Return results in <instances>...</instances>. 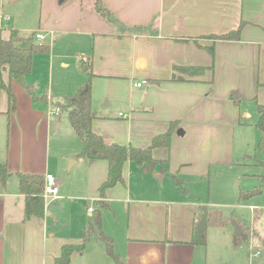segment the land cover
<instances>
[{
	"label": "crops",
	"instance_id": "1",
	"mask_svg": "<svg viewBox=\"0 0 264 264\" xmlns=\"http://www.w3.org/2000/svg\"><path fill=\"white\" fill-rule=\"evenodd\" d=\"M42 2L39 30L54 32L47 69L54 73L58 55L62 76L60 89L47 92L52 101L62 103L84 83L82 63L88 62L92 107L99 115L92 129L105 141L146 147L175 122L170 146L152 149L162 164L148 171L128 160L124 183L105 192L102 227L115 251L124 264H195L200 252L190 243L195 207L221 206L217 191L206 196L197 191V182L214 166L231 168L240 166L243 157L250 160L241 134L247 121L255 124L257 104H264V0H103L122 24L148 26L140 32L106 21L93 9V0ZM2 6L0 28L7 37L18 30L9 26ZM240 25L239 39L212 38ZM175 66L204 70L194 74ZM3 77L10 80L15 108L8 109L2 91L0 161L10 174L5 183L0 179V264H54L62 244L81 240L89 208L98 207L94 202L107 162L81 157L82 140L71 126L63 148L65 159H74L70 174L64 182L55 177L58 197L45 203L43 217L26 218L17 173L55 176L48 162L52 121L58 127L70 122L68 112L63 120L51 117L18 81L7 72ZM232 91L242 96L239 102L230 98ZM171 175L182 180L186 193L178 191ZM69 203L73 211L59 223L57 208ZM69 264L116 263L104 243L91 237L81 253H72Z\"/></svg>",
	"mask_w": 264,
	"mask_h": 264
},
{
	"label": "trees",
	"instance_id": "2",
	"mask_svg": "<svg viewBox=\"0 0 264 264\" xmlns=\"http://www.w3.org/2000/svg\"><path fill=\"white\" fill-rule=\"evenodd\" d=\"M93 9L101 15L109 23L116 26H125L130 31H143L148 26L136 25L129 26L122 24L113 13L105 6L103 0H93ZM240 28L230 30L220 35H212V38H220L227 40H235L240 37ZM32 36L27 37V45L22 44L23 37L19 32L11 30L7 37L2 35L0 28V94L4 91L7 94L8 109L15 108V95L13 93L10 80L5 81L3 74L7 72L9 79L13 78L18 81L26 91L32 96L33 102L39 107L44 108L48 102L47 87H37L25 82V77L32 71L33 56L37 52H47L49 44L37 43ZM212 49V48H211ZM213 51V50H212ZM82 68L86 74V80L81 84L72 95L64 96L63 102L57 105L61 109L68 112L69 122L75 134L82 140V148L79 153L81 157L87 159L88 162L97 160H105L107 162V176L99 185L98 192L100 198L94 203L98 206L91 211L88 216L87 223L84 226L81 240L76 243H64L61 246L60 254L55 257L54 264H69L71 255L74 252L81 253L88 240L93 237L95 240L101 241L105 245L107 255L115 261L116 264H124L114 249V243L111 236L105 233L102 227V214L100 208L107 207L108 203L104 199L105 192L108 188L118 183H124L122 174L123 165L126 161H133L138 165H144L148 171H153L158 164H162V160H157L152 156V149L158 146L169 147L171 142V134L175 128V122L171 124L169 129L153 137L151 143L146 147H136L133 145H124L116 142H107L104 138L93 131L92 121L99 117L92 107L91 102V79L92 71L90 64L82 63ZM177 70H190L192 73H200L204 69L199 66L191 67H174ZM177 79H181L177 77ZM230 98L234 102H239L242 96L238 91H232ZM258 118L255 126L264 132V104H257ZM243 157L242 159H244ZM264 166L263 161H259ZM9 170L6 163L0 161V179L6 182L9 176ZM18 188L20 193L24 195V214L26 218L36 217L42 218L44 215V199L43 177L39 174L17 173ZM173 184L180 193H186L188 190L183 185L181 179L175 175H171ZM260 190L255 188L252 190L241 191L239 199H247L248 197L259 193ZM229 222L232 225V242L238 244L240 241H246L249 236L258 234L252 228L251 223L243 222L240 218L234 216H225L219 210L208 206L207 204H198L195 207L194 221L192 223V231L190 243L192 245L205 246L207 240V229L212 222ZM259 243L264 247V239L259 238Z\"/></svg>",
	"mask_w": 264,
	"mask_h": 264
},
{
	"label": "rangeland",
	"instance_id": "3",
	"mask_svg": "<svg viewBox=\"0 0 264 264\" xmlns=\"http://www.w3.org/2000/svg\"><path fill=\"white\" fill-rule=\"evenodd\" d=\"M42 4V0H9L7 3L2 2L1 5H3L4 13L10 18L9 26L17 29L19 35L29 37L32 36L34 31L40 29ZM33 39L35 38L33 37ZM35 41L40 43L37 39ZM45 42L52 47L53 41L50 40L49 36L46 37ZM51 55V48L50 52H37L34 54L33 68L25 77L26 83L47 87V91L60 89L59 81L62 76L59 69H57V67L59 68L57 63L59 62V56L56 55L54 58V68L56 70L52 74L47 69ZM56 105L57 103L50 99L44 107L45 112L54 109ZM65 115H67V110L61 109L57 114L52 113L51 117L63 120L66 117ZM247 122L249 125L242 128L241 137L242 148L245 150L244 154L250 160L243 159L244 161L242 160L239 163L240 166L231 168L214 166L210 171V175H205L203 180L197 182L196 188L197 191L205 193L206 196H209L210 193L215 194V191H217L216 200L221 206H215V209L225 216H234L251 223L259 238L264 239V166L259 164V161L264 162V132L260 131L255 124L250 125L252 120ZM67 125V127L64 124L58 127L53 119L52 131L48 139V162L54 168L55 177L61 178L63 182L66 180L67 174H70L68 167L71 161L74 160H66L63 156V148L68 146V133L72 131L70 123ZM1 132V138L4 139L6 130ZM46 157L45 154L44 159ZM237 167H240L239 170H237ZM236 172H242L243 175H238ZM15 181H17V178H15ZM255 188L259 189L260 192L247 199H239V190L247 191ZM219 191L223 192L220 194ZM51 201L46 199L47 203H51ZM72 205L73 203H69L65 204L63 208H57L59 223L71 214L73 211ZM92 205L95 206V204ZM121 218L123 221L125 220L124 216H121ZM64 224L66 226L68 223L64 221ZM259 238L252 235L246 241H240L236 245L232 242V225L229 222L221 225L211 223L207 230L206 245L199 246L200 252L195 264H264V247L259 243ZM257 251L258 254H256ZM250 254H254L251 260L249 258Z\"/></svg>",
	"mask_w": 264,
	"mask_h": 264
},
{
	"label": "built area",
	"instance_id": "4",
	"mask_svg": "<svg viewBox=\"0 0 264 264\" xmlns=\"http://www.w3.org/2000/svg\"><path fill=\"white\" fill-rule=\"evenodd\" d=\"M3 1H0V5L2 4ZM4 19V14L2 13V11L0 10V20ZM53 31H42V30H37L34 32V38L39 40L40 43H44L45 39L47 36L50 37V40L52 41L53 38ZM46 43V42H45ZM48 44V43H46ZM83 60H86L85 58H83ZM137 86L141 85V82L136 83ZM48 101H50V97L48 96ZM60 112V108L58 106H55L54 109H50L48 110V114H52V113H59ZM43 191H42V197L44 199V203H46V199L49 200H53L55 198L58 197V184L56 182V178L52 173H45L44 177H43ZM90 210L91 207L89 208ZM259 252L257 251L256 254H258ZM254 254H250L249 258L251 260V258L253 257Z\"/></svg>",
	"mask_w": 264,
	"mask_h": 264
},
{
	"label": "water",
	"instance_id": "5",
	"mask_svg": "<svg viewBox=\"0 0 264 264\" xmlns=\"http://www.w3.org/2000/svg\"><path fill=\"white\" fill-rule=\"evenodd\" d=\"M64 0H59V2H63Z\"/></svg>",
	"mask_w": 264,
	"mask_h": 264
}]
</instances>
